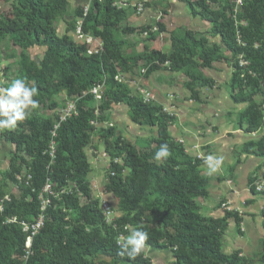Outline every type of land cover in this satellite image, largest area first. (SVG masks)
<instances>
[{
	"label": "trees",
	"instance_id": "obj_1",
	"mask_svg": "<svg viewBox=\"0 0 264 264\" xmlns=\"http://www.w3.org/2000/svg\"><path fill=\"white\" fill-rule=\"evenodd\" d=\"M115 1L92 0L85 17L82 8L76 12V16L82 19L83 33L102 41L103 51L93 56L87 54L86 45L76 44L68 36L58 37L56 34L53 24L65 14L66 0H18L17 11L27 19L24 24L9 23L0 14L1 38H8L13 46L23 51L34 47L46 49L41 62L31 63L25 70L30 86L34 85L37 89L34 99L38 105L49 102L55 108L54 97L62 92L67 98H76V115L72 114L60 124L56 138L51 133L58 116L54 122L31 118L25 124L26 131L10 136L15 150L29 160H22L28 169L29 181L26 197H11L10 201L2 204L0 264H22L20 258L25 255L30 233H24L21 226L34 224L42 215L38 197L48 181L58 187L74 181L77 194H68L62 201L50 200L43 226L32 237L27 264H106L96 263L92 257L94 253L111 259L113 264H151L144 251L135 260L118 254L116 239L121 233L128 236L129 231H124L126 225L148 232L145 248L170 251L173 264H249L240 253L227 255L222 252L221 243L228 221L234 219L239 226L242 220L228 211L221 219L201 216L194 200L207 197L208 192L207 181L198 172L200 162L178 150L176 144L168 140L165 130L154 140V156L162 144L169 146L171 155L162 158L161 164H155L147 153L138 152L121 138L114 140V128L92 125L107 124L109 119L106 114L111 107L125 104L134 123L162 127L164 116L160 114L161 110L131 97L128 88L115 79L120 72L129 71L131 62L146 60L149 76L157 64L168 65L171 71L180 72L192 64L196 55L203 68H209L220 56L217 46L209 48L205 40L196 41L187 33L183 39H172L170 55L152 52L135 61L124 59L114 32L120 17L127 10H134H117L112 6ZM176 1L186 4L192 16H201L209 22L212 32L221 38L222 43L232 46L233 56L242 57L247 72L240 80L242 67L238 62L233 82H245L256 88L257 79H264V0H247L238 22L224 11H212L206 0ZM155 33L159 34V28ZM237 35L241 45L237 43ZM187 74L190 81L199 83L200 87L212 86L208 79ZM97 86H101V91L103 89L99 102L90 93ZM232 99L240 102L248 97L232 96ZM246 114H249L246 132L254 133L264 125L259 107L251 105ZM97 134L104 137L111 159L106 192L118 201V209L123 214L113 223L115 228L106 224L100 201L92 199L87 178L91 165L85 149ZM52 140L56 144L53 161L46 153ZM243 151L264 158V138L257 143L246 144ZM116 159H120L122 164H115ZM126 170L127 175H123ZM251 192L256 194L253 184ZM78 195L85 198V205L80 206ZM62 204L66 209L76 211V216L69 220L61 210H54L55 206ZM15 253L17 257H13ZM261 263L264 264V256Z\"/></svg>",
	"mask_w": 264,
	"mask_h": 264
},
{
	"label": "rangeland",
	"instance_id": "obj_2",
	"mask_svg": "<svg viewBox=\"0 0 264 264\" xmlns=\"http://www.w3.org/2000/svg\"><path fill=\"white\" fill-rule=\"evenodd\" d=\"M66 1V12L54 22V29L58 37L68 36L73 42L81 45L83 43L76 38L75 32L77 24L82 22V19L76 16V12L79 8L84 10L92 0ZM147 1L145 14L137 15L127 10L117 24L114 35L116 41L121 44L120 53L124 59L135 61L140 56H148L152 52L170 55L172 39H183L187 33L196 41L205 40L209 48L217 46L220 56L209 68H203L196 55L192 64L180 72L171 71L168 65L157 64V68L149 76L146 60L131 62L129 71L120 72L121 84L128 88L131 97L161 110L160 114L165 118L162 119V127L134 123L125 104L113 105L106 114L109 122L102 127L114 128V140L121 138L124 143L138 152L147 153L150 161L155 164H161L162 161L153 158L154 140H157L162 130H165L168 140L176 144L178 150H183L185 156L200 162L198 172L206 179L208 192L207 197L194 200L195 208L201 216L207 219H221L228 209V212L237 214L242 220L239 226L234 219L228 221L221 243L222 252L227 255L240 253L249 264H262L264 191L253 194L251 188L254 175L264 168V158L259 155H248L243 149L246 144L257 143L264 138V125L254 133L246 132L249 114L245 115L247 109L255 105L259 107L264 119V79H257L256 88L245 82L234 83L233 74L237 71L235 65L239 62L242 67L239 73L240 80H243L247 72L244 68L246 63L241 56L236 58L233 56L232 46L222 43L221 38L212 32L209 22L201 16H192L189 7L176 0ZM206 2L212 11H224L227 16L238 22L243 15L242 8L247 0H206ZM18 4V0H0V14L4 20L9 23L26 22L23 13L17 11ZM159 15L161 21L157 20ZM156 23H159L157 26L159 34L153 35L148 31V35L145 36L146 31L153 29ZM85 35L96 41L100 40L91 34ZM236 39L238 45H241L238 35ZM45 51L46 49L42 47L23 51L13 46L8 38L0 37V88L9 86L16 78H25L30 86L25 70L29 64L41 62ZM142 70H146V73L142 74ZM187 73L210 80L212 86L200 87L199 83L190 81ZM102 92L103 89L101 95ZM232 96L248 97V99L235 102ZM75 99L67 98L62 92L54 97V102L57 104L55 108L51 107L49 102L38 105L36 109L30 110V115L15 130L0 131V206L3 201H10L11 197L22 199L27 196L29 176L22 160H29L22 152L15 150L10 136L26 131L25 124L31 118L54 122L56 117L63 113L67 103L76 104ZM89 105L93 106V104ZM56 123L57 121L54 125ZM253 151L257 152L256 149ZM85 152L91 165L87 178L92 199L109 201L114 210L115 220L121 218L123 214L118 209V201L106 192L108 176L111 175V159L106 151L104 137H100L99 134L94 136ZM175 153L179 156L177 151ZM209 155L223 158L219 170L212 174H209L205 163ZM117 164H122L120 159ZM127 173L126 170L123 175ZM48 186L49 188L46 187L38 197L41 208H47L48 200L62 201V198L68 194H77L74 181H68L63 187L48 181ZM77 197L80 206L85 205V198L79 195ZM54 210H61L69 220L77 213L73 209H66L63 204L55 206ZM46 216L45 210L39 220H44ZM21 228L27 234L30 227L27 224L22 225ZM242 229H245V233ZM143 251L150 258L151 264H173L170 251H154L149 248ZM13 257H17L16 253ZM92 257L96 263L113 264L111 259L96 253Z\"/></svg>",
	"mask_w": 264,
	"mask_h": 264
},
{
	"label": "clouds",
	"instance_id": "obj_3",
	"mask_svg": "<svg viewBox=\"0 0 264 264\" xmlns=\"http://www.w3.org/2000/svg\"><path fill=\"white\" fill-rule=\"evenodd\" d=\"M37 89L34 85L29 86L25 78H16L11 81L9 86L0 88V131H13L20 123L30 115V110L38 107V101L34 99ZM171 155L169 146L162 144L155 153L154 159L160 161ZM205 163L208 166L209 174L215 173L223 164L222 157L209 155ZM111 223V221H109ZM130 232L127 237L120 236L116 239L121 256L127 255L135 260L141 254L149 238L148 232L125 226Z\"/></svg>",
	"mask_w": 264,
	"mask_h": 264
},
{
	"label": "built area",
	"instance_id": "obj_4",
	"mask_svg": "<svg viewBox=\"0 0 264 264\" xmlns=\"http://www.w3.org/2000/svg\"><path fill=\"white\" fill-rule=\"evenodd\" d=\"M99 2H102V0H99ZM148 3L147 0H117L113 3V7H115L117 10H122V9H128L131 8L132 10H134L135 14L137 15H142L145 14L146 12V4ZM90 7V3L87 4L86 8H84L83 12H84V17L86 16L88 10ZM161 19V16L159 15L157 20L159 21ZM151 33H155L157 32V27L153 26V29L149 30ZM148 33H145V36H147ZM75 36L76 38L81 41V43H83L84 45L87 46V54L89 56H93V55H98L99 53H101L103 51V44L102 41H96L94 38L87 36L83 33L82 31V22H79V24H77L76 27V32H75ZM146 70H142V74H145ZM116 81L121 82V75H117L116 76ZM90 93L94 96L95 100L97 102H99L101 100V86H97L94 89H92L90 91ZM147 97H149V95L147 94ZM146 104V102H143ZM76 104L74 103H67L66 108L63 110V113L59 116V119L57 121V123L54 125V129L52 131V136L53 138H56V131L59 128L60 124L64 121H66V119L68 117H70L72 114L76 115V110H75ZM98 127H102V125H98V124H92ZM54 145V146H52ZM56 144L55 142L52 140V142L50 143L46 153L50 156V158L52 159V161L55 159L56 156V151L55 148ZM119 161L118 160H114V163L117 164ZM121 161V160H120ZM254 179V183H253V187L255 188L256 192L261 193L264 191V168L262 170H260L257 174L254 175L253 177ZM48 187V183L45 186V188ZM45 188L43 190H45ZM4 202V201H3ZM2 202V204H3ZM2 204L0 206V214L2 213ZM50 204V200H48V204L47 207ZM46 210V207L41 208V212L42 215L44 214ZM100 210L102 212V215L105 219V222L107 225H112L115 228V225L113 224L115 222V214H114V210L111 207V203L107 200H103L100 201ZM227 211H229L228 209H226ZM40 218V217H39ZM39 218L36 220V224H32L29 225V231L27 234L30 233V235L27 238L26 244H25V255L22 256L20 258L23 259L21 260L22 264H27V259L28 257L31 255V245H32V237L36 234L39 233V231L41 230L42 226H43V222L44 220H39ZM109 221H111V223H109ZM10 222H14V221H9ZM22 225H27V224H22ZM124 231H128L126 230V228H124ZM242 232H245V229H242ZM120 236H124L126 237L124 234H119L118 237Z\"/></svg>",
	"mask_w": 264,
	"mask_h": 264
},
{
	"label": "crops",
	"instance_id": "obj_5",
	"mask_svg": "<svg viewBox=\"0 0 264 264\" xmlns=\"http://www.w3.org/2000/svg\"><path fill=\"white\" fill-rule=\"evenodd\" d=\"M161 21V20H160ZM245 233V232H244Z\"/></svg>",
	"mask_w": 264,
	"mask_h": 264
}]
</instances>
